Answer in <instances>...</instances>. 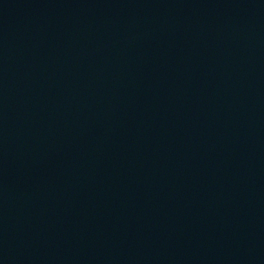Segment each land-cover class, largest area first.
I'll return each instance as SVG.
<instances>
[{"label": "water", "instance_id": "1", "mask_svg": "<svg viewBox=\"0 0 264 264\" xmlns=\"http://www.w3.org/2000/svg\"><path fill=\"white\" fill-rule=\"evenodd\" d=\"M0 264H264V0H0Z\"/></svg>", "mask_w": 264, "mask_h": 264}]
</instances>
